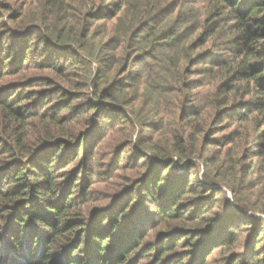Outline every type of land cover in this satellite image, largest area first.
<instances>
[{
  "label": "trees",
  "instance_id": "obj_1",
  "mask_svg": "<svg viewBox=\"0 0 264 264\" xmlns=\"http://www.w3.org/2000/svg\"><path fill=\"white\" fill-rule=\"evenodd\" d=\"M163 1L128 26L131 0H0V264L264 261V185L240 166L262 217L221 226L206 155L239 109L224 145L264 161V0ZM193 75L211 99L186 111Z\"/></svg>",
  "mask_w": 264,
  "mask_h": 264
},
{
  "label": "rangeland",
  "instance_id": "obj_2",
  "mask_svg": "<svg viewBox=\"0 0 264 264\" xmlns=\"http://www.w3.org/2000/svg\"><path fill=\"white\" fill-rule=\"evenodd\" d=\"M26 0H14V2L17 3V5H22ZM175 0H164L163 3L165 5L171 4ZM182 2H189L192 5L196 6H203L205 0H180ZM160 0H131V2L127 5L130 7V10L125 13L123 20L125 23L130 25H137L138 22L143 21L144 19H147L148 17V11L154 9L158 4ZM167 5L164 7L166 8ZM201 11H203V8H199ZM101 24V23H100ZM106 30L108 31L109 25L111 23H102ZM103 29L98 30L97 32H101ZM112 37L111 34L108 32L105 34V42H107ZM219 56H222V53H219ZM216 55V54H215ZM218 57V55H216ZM202 78L198 75H193L191 77V81L194 82L193 85H191V92L192 93H186L185 100L189 103L188 110H192L193 108L198 109L200 105L207 104L210 102L211 94L208 96V92L206 87H196L200 83V80ZM194 88V89H193ZM195 96L194 98L192 96ZM168 108V104H167ZM241 110L236 111H229L227 113V117L224 118L222 123L220 124L218 122V135H214L211 140H213L212 145L206 150V155L212 157L214 160H218L216 164H214V167L211 168L212 174H218V177L215 179L216 182H218L217 187H221V193L218 194L215 198L219 199V205L221 206H214V210H218L219 213L224 214L226 216L225 221L222 223L221 226L229 227L230 225H234L236 228H243L240 227L241 223L252 222L254 218L256 217H262L260 213V209L263 208V206H257L255 209H250L247 213H244L243 210H239L238 206H234V198L232 196V193L230 192L231 185L234 183V176L240 166H246L250 164L253 166L251 171V184L248 186L247 191L244 192V194H252L255 191H257L260 186L264 185V161L263 158L259 157L258 151L254 148H251L249 143L251 140L248 139H241L238 143H235L233 141L230 145H224V143L227 141V137L230 136V134L234 131H238V126H244V123H239L238 121H235V118L237 117V114H240ZM236 116V117H235ZM234 119V120H233ZM250 126H248L249 130ZM240 132V131H239ZM241 132H244L241 129ZM147 134V133H145ZM221 154V155H220ZM258 155V156H257ZM239 159H241V162L239 163ZM202 166L198 167V170L200 171L199 174H201L204 170ZM125 175H129V172H126ZM200 176V175H199ZM212 176V175H211ZM214 177V176H212ZM222 180V184L220 185V181ZM97 190L99 192H105V189L103 185H97ZM96 193V192H95ZM250 200H254V197L248 196ZM238 198V197H237ZM245 199V198H243ZM241 204H244L243 201L238 200ZM226 205V206H225ZM218 208V209H217ZM245 230V229H243ZM242 230V231H243ZM246 237V233H242L241 240H243ZM241 244L234 245V248L237 249V252L241 251ZM223 259V256L221 255L220 260ZM210 261H218V251L215 250V253L210 256ZM247 263L245 264H263V257L259 258L258 261H254L250 263V259L246 260ZM241 260L238 259L236 261V264H240ZM221 264V262H220Z\"/></svg>",
  "mask_w": 264,
  "mask_h": 264
}]
</instances>
